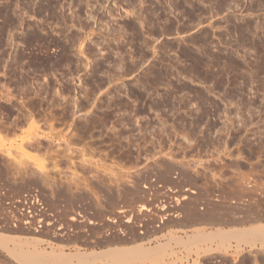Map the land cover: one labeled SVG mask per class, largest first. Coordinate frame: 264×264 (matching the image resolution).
I'll return each mask as SVG.
<instances>
[{
  "label": "rangeland",
  "instance_id": "obj_1",
  "mask_svg": "<svg viewBox=\"0 0 264 264\" xmlns=\"http://www.w3.org/2000/svg\"><path fill=\"white\" fill-rule=\"evenodd\" d=\"M0 92L17 132L0 186L37 188L73 226L17 231L38 249L264 228V0H0ZM219 244L171 245L179 264H264V240Z\"/></svg>",
  "mask_w": 264,
  "mask_h": 264
},
{
  "label": "bare ground",
  "instance_id": "obj_2",
  "mask_svg": "<svg viewBox=\"0 0 264 264\" xmlns=\"http://www.w3.org/2000/svg\"><path fill=\"white\" fill-rule=\"evenodd\" d=\"M6 21V20H5ZM35 38V37H34ZM80 51V50H79ZM15 53V52H14ZM13 54V53H12ZM15 55V54H13ZM13 61V60H12ZM10 60V62H12ZM69 61V60H68ZM16 65V63H15ZM10 66V65H9ZM12 67V66H11ZM207 67V66H206ZM17 68V67H16ZM14 68V69H16ZM210 68V67H209ZM207 69V68H206ZM202 70V69H201ZM203 71V70H202ZM8 73V72H7ZM210 73V72H209ZM208 74V73H207ZM206 74V75H207ZM13 75V73H12ZM17 76V75H16ZM20 76V75H19ZM22 77V76H21ZM208 77V76H207ZM18 78V77H17ZM23 78V77H22ZM16 79V78H15ZM21 80V78H20ZM19 80V81H20ZM23 80V79H22ZM18 82V79L16 80ZM23 82V81H22ZM21 85L25 84L23 83ZM20 83V82H19ZM31 83V82H30ZM33 84V83H32ZM19 86V84H17ZM24 86V85H23ZM22 86V87H23ZM27 86V84H26ZM25 86V87H26ZM31 86V85H30ZM33 86V85H32ZM47 86V85H46ZM20 87V86H19ZM51 87V86H50ZM15 88V87H14ZM27 88V87H26ZM25 88V91L27 90ZM30 88V87H29ZM33 88V87H32ZM4 89V88H3ZM22 89V88H19ZM31 89V88H30ZM46 89V88H45ZM24 90V88H23ZM22 90V91H23ZM21 91V90H20ZM21 91V92H22ZM28 91L30 92L31 90L28 89ZM34 91V90H33ZM9 92V91H8ZM27 92V91H26ZM27 93L26 95H30V93ZM35 92V91H34ZM38 92V91H37ZM7 93V92H6ZM6 93H4L3 95H5ZM25 94V92H23ZM32 93V92H31ZM36 93V92H35ZM1 95V92H0ZM25 95V96H26ZM35 95V94H34ZM37 95V93H36ZM2 96V95H1ZM7 96V94H6ZM13 95H11L12 97ZM5 97V96H3ZM30 97V96H29ZM34 97V96H33ZM6 98V97H5ZM8 98V96H7ZM13 98V97H12ZM3 99V98H2ZM9 99V98H8ZM7 99V100H8ZM11 99V98H10ZM30 99V98H29ZM4 100V99H3ZM6 100V101H7ZM10 101V100H9ZM25 101V100H24ZM11 102V101H10ZM33 103V101H32ZM31 102H27V105L32 104ZM26 104V103H25ZM38 104V103H37ZM51 105V104H50ZM54 104H52L53 106ZM13 106H15L13 104ZM30 106L28 105V107L30 108ZM26 107V106H25ZM32 107H35L32 106ZM13 108V107H12ZM15 108V107H14ZM36 108V107H35ZM41 108V106H40ZM8 109V108H7ZM18 111L19 109L16 108ZM32 110V108H30ZM29 109V110H30ZM30 110V111H31ZM34 110V109H33ZM80 110V109H79ZM34 113V112H33ZM36 113V112H35ZM24 115V114H22ZM29 115V114H28ZM27 116V115H26ZM26 116H23L25 118H27ZM33 115H29L28 117H32ZM36 117V116H35ZM43 117V116H42ZM33 118V117H32ZM27 120L29 121V118H27ZM26 120V121H27ZM32 120V119H31ZM37 120V119H36ZM45 120V119H44ZM27 121V122H28ZM48 121V120H47ZM45 122V121H44ZM5 123V122H4ZM7 123V122H6ZM5 123V124H6ZM14 124H10L11 125H15V122H12ZM32 124H34V122H31ZM31 124V125H32ZM9 125V124H8ZM8 125L2 124V122H0V138H1V132H11V129L9 128ZM51 125V124H50ZM14 127V126H13ZM12 127V128H13ZM32 128V126H31ZM52 128V126H51ZM10 129V130H9ZM15 129V128H14ZM13 129V130H14ZM52 130V129H51ZM29 131V130H28ZM2 132V133H3ZM5 132V134H7ZM9 132V133H10ZM15 132V130H14ZM50 132V131H49ZM8 133V134H9ZM13 134V132H11ZM17 133V132H16ZM16 133H14L13 135H15ZM4 134V133H3ZM7 134V135H8ZM33 134V133H32ZM29 135V134H28ZM31 135V134H30ZM3 136V135H2ZM12 136V135H11ZM24 136V135H23ZM25 137H30V136H25ZM33 135H31V139H32ZM29 138V139H30ZM13 139V138H12ZM23 139V138H22ZM27 139V141L29 140ZM30 139V140H31ZM34 139V138H33ZM29 140V142H30ZM35 140V139H34ZM39 140V139H38ZM22 141V140H21ZM26 141V142H27ZM32 143L34 142L33 140L31 141ZM37 142V143H36ZM36 142H34V144H38V141L36 140ZM23 143V142H22ZM29 144V143H28ZM33 144V145H34ZM21 145V143H20ZM24 145V144H22ZM27 145V144H26ZM32 144H29L28 146H31ZM41 145V144H39ZM37 145L39 148L40 146ZM36 146V145H35ZM8 147V146H7ZM23 147V146H21ZM36 147H34L35 149ZM47 148V147H46ZM37 149V148H36ZM69 149V147H68ZM2 151V150H1ZM30 151V150H29ZM45 152V151H44ZM53 152V151H52ZM57 152V151H56ZM26 153V152H25ZM40 153V152H39ZM19 154V153H18ZM55 154V153H53ZM21 155V154H20ZM19 155V156H20ZM27 155V154H25ZM42 155H44L42 153ZM58 155V154H57ZM23 156V154H22ZM38 156V155H37ZM28 157V156H27ZM20 158V157H19ZM22 158V157H21ZM35 158V157H34ZM38 160V164H43V158L39 157ZM36 158L35 160L37 161ZM19 160V159H18ZM88 160V159H87ZM39 165V166H40ZM44 165V164H43ZM42 165V166H43ZM193 199V198H192ZM196 199V198H195ZM198 200V199H196ZM146 205V204H145ZM144 206V205H143ZM142 208H145L143 207ZM163 208V207H162ZM147 209V208H146ZM192 209V208H191ZM124 210V209H123ZM139 211V210H138ZM147 211V210H146ZM151 211V210H150ZM196 211V210H195ZM195 211H191L190 212V216H192L191 218H193L194 216L196 217L198 215V213L196 214ZM121 212H123L121 210ZM131 212V211H130ZM136 213V212H135ZM188 213V212H187ZM129 215V214H128ZM135 215V214H134ZM200 215V214H199ZM198 215V216H199ZM188 216V215H186ZM197 216V218H198ZM123 217V216H122ZM193 220V219H192ZM196 220V219H195ZM140 222V221H139ZM151 222V221H150ZM132 223V222H131ZM137 223V222H136ZM139 224V223H138ZM145 224V223H144ZM129 226V225H128ZM186 226V225H185ZM130 227V226H129ZM134 227V226H133ZM19 229H24V230H32V229H26L24 228V226L22 224L20 225H15V226H4V227H0V248L1 251L5 252L6 255L9 258H13L12 260L14 261L15 264H179L178 262L180 261L178 258L175 257L174 255V251L172 249V243H176L177 244H182L183 241L187 240L190 241V245L192 243V245L196 242H199L201 240H207L210 238H219L220 242L223 245V242L228 241L230 238H234L235 242H236V246L237 248L240 247L241 242H250L252 240H259V241H263L264 240V228L260 227V226H255L253 228H242V229H235V228H231V229H223V228H216L212 231L209 232H203L202 230H196L193 232L191 230L192 233L190 234H185V238H183L181 235H169L168 239L166 241H158L155 244H147L146 241H144L143 236H139L137 235V233L135 235H137L138 237L135 238V235L133 234V237H131L132 239L135 238L137 240L128 243L127 240L126 242L128 244L125 245H109L107 247H104L100 250H91V251H81V250H75V251H65L62 247H51V249L49 251L45 250V249H38V247L36 246V242H38V239H34V238H38V237H34V235H23L18 233L17 231ZM2 230V231H1ZM5 230V231H4ZM7 230H11L12 232H6ZM132 230V229H131ZM184 230V228H183ZM194 230V229H193ZM34 232H39L36 230H33ZM46 231V230H45ZM24 232V231H23ZM41 232V231H40ZM133 232V231H132ZM140 232V231H139ZM186 232V231H185ZM153 233V232H152ZM174 233V232H173ZM131 234V233H130ZM140 234V233H139ZM146 234V233H145ZM169 234H172L169 232ZM54 235V233H53ZM168 235V234H167ZM24 236V237H23ZM147 236V235H146ZM164 237H166L165 235H162ZM50 238V237H49ZM159 238V237H157ZM163 238V237H162ZM124 240H122L123 243ZM40 242V241H39ZM52 242V241H51ZM121 242V241H120ZM149 243V241H148ZM254 243V242H253ZM106 244V243H105ZM114 244V243H113ZM230 244V243H229ZM228 244V245H229ZM262 244V243H261ZM59 245V244H58ZM175 245V244H173ZM221 245V244H219ZM221 245V246H222ZM51 246V245H50ZM178 246V245H177ZM209 246V245H208ZM207 246V247H208ZM210 247V246H209ZM208 248H204L203 247H199L197 245L194 246L193 249H191L190 247V251L188 252H194L195 255H197L198 257L203 256L206 252H209L208 250H211ZM224 247V246H223ZM227 247V246H225ZM79 248V247H78ZM183 249V248H181ZM3 257V256H2ZM1 257V258H2ZM198 260V259H197ZM6 261V260H5ZM187 261V260H186ZM13 264V263H10ZM182 264V263H181Z\"/></svg>",
  "mask_w": 264,
  "mask_h": 264
},
{
  "label": "built area",
  "instance_id": "obj_3",
  "mask_svg": "<svg viewBox=\"0 0 264 264\" xmlns=\"http://www.w3.org/2000/svg\"><path fill=\"white\" fill-rule=\"evenodd\" d=\"M20 224L39 232L50 230L59 237L73 233L71 223L62 218L60 211L46 204L37 188L16 194L0 186V227Z\"/></svg>",
  "mask_w": 264,
  "mask_h": 264
}]
</instances>
